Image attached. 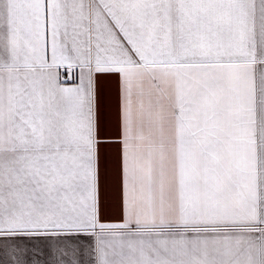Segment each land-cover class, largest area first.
I'll return each instance as SVG.
<instances>
[{"label": "snow or ice", "instance_id": "snow-or-ice-1", "mask_svg": "<svg viewBox=\"0 0 264 264\" xmlns=\"http://www.w3.org/2000/svg\"><path fill=\"white\" fill-rule=\"evenodd\" d=\"M0 264H264V0H0Z\"/></svg>", "mask_w": 264, "mask_h": 264}]
</instances>
